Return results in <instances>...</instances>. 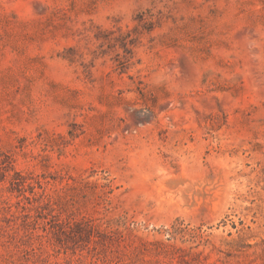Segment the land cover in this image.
<instances>
[{
    "label": "rangeland",
    "instance_id": "obj_1",
    "mask_svg": "<svg viewBox=\"0 0 264 264\" xmlns=\"http://www.w3.org/2000/svg\"><path fill=\"white\" fill-rule=\"evenodd\" d=\"M0 264H264V0H0Z\"/></svg>",
    "mask_w": 264,
    "mask_h": 264
}]
</instances>
